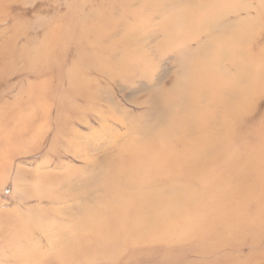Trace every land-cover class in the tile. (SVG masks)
I'll return each mask as SVG.
<instances>
[{"label":"rangeland","instance_id":"rangeland-1","mask_svg":"<svg viewBox=\"0 0 264 264\" xmlns=\"http://www.w3.org/2000/svg\"><path fill=\"white\" fill-rule=\"evenodd\" d=\"M0 264H264V0H0Z\"/></svg>","mask_w":264,"mask_h":264},{"label":"bare ground","instance_id":"bare-ground-1","mask_svg":"<svg viewBox=\"0 0 264 264\" xmlns=\"http://www.w3.org/2000/svg\"><path fill=\"white\" fill-rule=\"evenodd\" d=\"M159 109V108H158ZM160 114H161V109H160ZM192 116L193 115H191L190 113H189V116L188 115H186L185 116V119L186 120H191L192 119ZM189 117V118H188ZM166 127V131H165V133L167 132V125L165 126ZM190 128V127H189ZM192 131H194V128H190ZM153 133V132H152ZM152 135H148V137H151Z\"/></svg>","mask_w":264,"mask_h":264}]
</instances>
